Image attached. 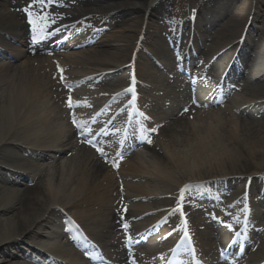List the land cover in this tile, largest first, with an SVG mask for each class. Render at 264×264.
Returning <instances> with one entry per match:
<instances>
[{
  "label": "bare ground",
  "instance_id": "obj_1",
  "mask_svg": "<svg viewBox=\"0 0 264 264\" xmlns=\"http://www.w3.org/2000/svg\"><path fill=\"white\" fill-rule=\"evenodd\" d=\"M214 1L210 0V7H215ZM227 1L218 5L216 10H210L208 19L203 18L199 10L192 12L198 16L194 27L196 28L198 24L197 19L202 27L196 28L197 34L193 37L195 42L193 41L188 48L184 61L189 60L190 64L196 63V66L199 64L201 76L209 70L215 73L218 71L216 73L218 78L222 77L226 67L232 62L231 66H237L241 71L233 79L236 83L232 84L239 92L250 95L252 98L249 99L254 106L248 108L246 103L241 101L234 103L231 98L226 108V111L229 110L228 114L223 113L227 119L216 116V121L212 122L210 116L214 113L211 109L215 104L214 100H204L185 91L182 92L184 100L177 103L175 95L169 100L170 93L160 94L153 105V101H147L149 111L153 115L151 127L156 129L155 135L152 136V144L144 148L145 152L132 154L128 159L121 160L118 146L105 148L99 144L98 149H102L101 152L97 149L86 150L79 144L80 137L86 130L85 127L70 128L67 122L69 112L61 103L65 91L61 89L58 81L63 77V86L67 87V90L75 87L89 90L108 85L107 87H111L104 91L106 90L109 95L117 94L127 86L130 73L138 79L136 81L138 94L146 90L147 86L156 83L159 70L163 71L164 67L158 70L149 65V58L144 50L158 57L165 68L171 61L173 63L171 59L173 57L163 39L155 40L157 35L155 31L150 30L153 25L146 21L161 20L168 16L167 13L171 14L170 9H164L167 3L170 4V0H56L45 9L33 5L31 9L33 12H47L55 23L69 22L64 32L55 30V23H51L48 28L51 35L37 44H32V28L23 11L32 0H0L1 258L10 255L6 248L17 250L19 248L15 255L19 259L32 258L35 261L36 257L42 259H38L41 262L37 261L34 264H91L90 260L81 259L79 237L72 229H69V232L50 229L53 223L51 216H58V213L61 216L71 215V220L80 224L90 238L103 247L106 257L114 264H128L124 260H127V253L124 246L119 244L120 234L116 229L120 228L122 223L132 222L160 206L161 210L171 212L170 218L175 217L177 212L172 210L174 201H182L185 210L190 211L188 214L192 220L194 214L192 210L203 202L205 196L198 193L202 187H194L192 193L196 197L191 201L184 193L190 187L183 189V183L194 180L207 182L209 179L220 178L216 187L228 195L229 190L241 184L243 174L251 171L240 170V165L248 161L254 164L257 170L262 171H260L262 177H251L248 196L250 193L256 196V188L264 191L262 186L264 95L260 94L264 91V67L259 69L262 63H258V60L264 57V44L258 50L251 49L246 40L239 51V56L242 55L245 62L243 69L244 63L241 66L237 62V57H233L236 52V40L242 30L237 36H232L235 25L227 21L234 12L241 13L245 5L243 4L236 12L234 9L230 10L234 0L226 3ZM203 8L204 11L208 10L206 5ZM122 13L129 14V18L115 25L116 18ZM253 16L252 20L256 21L258 17L255 14ZM175 19L183 33L189 26L188 18L179 19L178 13H175ZM224 21L226 24L221 26ZM212 26H220L217 34L220 31L221 35L225 34L229 26L228 38L232 37L219 46L213 45L210 53L205 54L202 53L204 45L198 44L200 43L198 38L202 36L200 34H209ZM82 27L83 30L86 28L85 33L83 30L79 31ZM107 31L110 32L107 40L97 39L100 35L104 36ZM206 36L203 38L206 39ZM215 38L216 36L212 40ZM189 39L191 40V37ZM86 45L90 50L81 51ZM172 47L179 48V45L174 44ZM194 55H201L199 59L205 56L206 63L212 56H215V59L212 66L203 70V64L194 61L192 57ZM246 60L249 66L246 65ZM127 67L129 71H126ZM168 77V83L174 81V77ZM67 79L71 81H65ZM113 83L115 84L112 85ZM156 89L153 88L155 92ZM86 97L91 99L88 94ZM75 107L79 105L76 104ZM236 112L242 117L234 119ZM205 115L211 123L202 118ZM121 116L120 111L115 118ZM191 122H194L193 128L188 126ZM100 124L98 129L102 130L99 135L106 134L112 138L114 133L109 124ZM88 139L97 141L93 133L88 135ZM97 154H103L113 164H117L119 167L117 174L103 164ZM144 161L150 162L154 172L147 171ZM233 166H237L238 169ZM116 175L121 179V183L115 181ZM134 180L142 183H128ZM119 185L127 187V193L121 194L127 203L132 201L139 204L142 200L151 199L160 201V204L155 208L147 206L138 210L129 205L128 212L120 214L122 211L118 210L128 204L122 203L119 199L121 198L117 191ZM245 185L246 182L242 184L241 190L238 187L232 193L236 197L239 193L243 195ZM182 190L183 198L180 192ZM205 193L209 195L211 192ZM213 196L216 197L208 202L212 212L206 216L210 221L214 218L222 220L223 211H218L214 204L218 195ZM252 196H249L248 201L251 207L254 204L250 200ZM241 198L242 201H235L234 206L239 205L243 209L244 196ZM258 203L260 204L259 201ZM181 205L174 206L177 210ZM51 206L53 207L49 210ZM251 209L256 207L253 206ZM255 212L257 213V210ZM165 213L156 218L162 217ZM252 216V213H249L248 219L255 228L253 230L249 228L250 239L247 249L253 247L254 253L247 257L246 262L264 264V212L256 214L258 218L254 219ZM156 218L151 221L154 222ZM222 221L225 225L218 226L215 231L219 245L225 243L227 226L232 223ZM176 224L177 222H173L169 227L174 229L178 226ZM200 224L203 231L198 232L197 236L191 232L197 248L202 240H207L208 231L211 230L206 228L207 225H203L205 223L202 217L197 221V225L201 226ZM236 230L237 228L233 229ZM24 239L30 241V244L25 246L26 250L20 249ZM152 242L153 245L158 244L156 240ZM211 245L208 244V253L214 248ZM152 254L154 253L148 257L153 261L157 257ZM32 255L36 257L33 258ZM7 262L1 260L0 264Z\"/></svg>",
  "mask_w": 264,
  "mask_h": 264
},
{
  "label": "rangeland",
  "instance_id": "obj_2",
  "mask_svg": "<svg viewBox=\"0 0 264 264\" xmlns=\"http://www.w3.org/2000/svg\"><path fill=\"white\" fill-rule=\"evenodd\" d=\"M224 2H225V0H215L214 1V4H213V6H215V7H210V5H209L210 4V0H170V4L167 3L164 6V9L165 8L170 9L171 14L170 13H167L168 16H165L161 20H157V21H153V22L147 20L146 22L153 25V28L150 29V30L152 32L155 31V33L157 35L156 38H155V40H158L159 38L161 39V37L163 36L164 33H166V34L168 33L169 34V33H171L170 32L171 30H174V28L177 29L176 28L177 27L176 24H174L175 13H178V18H180V19H183V18L187 19L190 16V13L193 12V10L195 12H197V10H199V12L202 13V17L205 18V19H208L209 16H210L209 15L210 14V10H216V8L218 7V5L220 6L222 4H225ZM228 2H233V0H231V1L228 0L226 3H228ZM233 3H234V5L232 4V6L230 7V10L234 9L237 12V11H239V8L243 4L245 5V7L241 10V13H239V14H235V12H234V14L231 15L232 18L230 17V20L227 21L228 23H231L232 25H235L234 32H233V35L232 36H234V35L237 36L238 35L237 33L239 31H241V30H247L248 29V38H247V35H246V39L248 40L247 43L250 44V48L251 49L253 48V49L258 50L264 44V0H234ZM205 5H206V8L208 9L207 11H204V8L203 7ZM162 7H163V5H161V8ZM225 9L226 10L228 9V5H227V7ZM254 14H255V16L258 17V19L256 21L255 20H252V18H254V16H253ZM196 17L198 18L197 15H196ZM128 18H129V14L122 13L121 15H119L116 18V22L117 23L115 25H119L120 22H124ZM251 20H252V22H251ZM197 23H198L197 26H196L197 29L199 27H202L201 26V22L199 21V19H197ZM225 24L226 23L224 21L220 25L222 26V25H225ZM219 27L220 26H212L210 28L211 29V32L209 34H206L208 36H206L205 34L204 35L203 34H200V35H202L201 38H200V42H201L200 45L201 46H202V44L204 45L203 46V49H202V53H204V52H205V54L210 53V48L213 45L214 46H216V45L219 46L224 41L230 40V38L232 37L231 36L230 38H228V35H230V28H229V26H228V29L226 30V32H225L224 35H221L220 34V31H219V34H217V31H218ZM187 29L184 31V33H187ZM109 36H110V32L107 31L106 34L104 36H100V38H101V40H107ZM203 36H206L207 38L205 39V38H203ZM214 36H216V38L212 40V38ZM89 48L90 47H88V46H84V48H82V50H87ZM170 53H171V51H170ZM201 55L199 56L200 58H201ZM150 56L155 57V58L158 59V57H156V56H154L152 54ZM202 59L205 61V56ZM202 59H200L201 63L203 61ZM245 59H247V55H246ZM198 60H199V58H198ZM263 60H264V57L261 58L260 60H258L259 61L258 63H260V62L262 63L260 65L259 69H261L262 67H264V61ZM246 62H247V60H246ZM159 65H160V67L164 66V64L162 62H160V61H159ZM168 65H170V63H168ZM246 65L249 66V62H247ZM205 67H207V65H205L204 68ZM196 71H199V70L197 69ZM246 71H249V70H246ZM194 72H195V70H194ZM161 73L162 72H159V74H161ZM159 74H158V80H157V82L156 83H153V85H151V86H147L146 90L142 91L141 96H142V99H144V101L146 100V102H147V100H148V101H153V104L156 103V101L158 100V94L159 93H157V90H156V92L153 90L154 87H156L158 90H160L161 93H168V92L173 93L174 91H176L178 89L177 88V85L174 84V82L167 87V85H166V79L167 78H165V77L162 76L163 73H162V75H159ZM211 75H212V70L208 71V74H207V76L205 78H210ZM183 79H184V77H181L180 75H178V81H177L178 82V86L179 85L180 86H183V82H182V81H184ZM114 84L115 83H113L112 85H114ZM240 84H241V82H240ZM261 93H262V95H264V91L263 92H260V94ZM249 96L250 95H247V93L244 94L242 92H238V91L236 92V91H234V94L232 95L231 98L233 99L234 103H237V102L241 101L242 103L244 102V103L247 104L246 107H248V108L251 107L252 108V106H254V103H252V101H250L249 98H252V97H249ZM231 98L228 99V101L229 100L231 101ZM144 101H142V103ZM228 105L229 104L227 102V103H224L223 105H221L220 107H215L214 106V107L211 108V109L214 110V113L210 116V117H212L211 118L212 119V122H214L216 116H222V119H224V120L227 119V118L224 117L223 113L227 112L225 114H228V111L229 110L226 111V108L228 107ZM262 113L263 112H261V114ZM234 115H235L234 119L236 117H242L237 112ZM202 118H204V119L206 118V122L207 123H211V121L207 120V115H205ZM194 120H195V118H194ZM193 123L194 122L188 123L189 128L192 127V124ZM197 125H199V124H197ZM197 125L195 126V128L197 127ZM159 147L161 148V146H159ZM140 152H145V149H138L137 152H135L134 154L140 153ZM1 159H0V161H2ZM145 161H144V164L147 165L146 166L147 167V171L149 173L154 172V169L150 165V162H152V160H150V162H148L149 164L148 163H145ZM237 166H235V167L233 166V168L238 169ZM240 166H241L240 167L241 168L240 170L243 171V172L244 171H248V170H251V171L248 172V173H246V174H243L242 182H241V184H239L237 186V188L239 187V190L242 189V184L246 180H248L249 177L255 176L254 173H256V175H257L261 171L260 169L257 170L256 169L257 167H255L254 164H251L248 161L243 162ZM124 174H125V172H124ZM238 176H235V178H237ZM114 179H115V181H118L120 183L122 182L121 179H118V176L117 175L114 176ZM128 183L136 184V183H142V182H136L134 180V181H129ZM115 188H116V185H115ZM237 188H235V189H237ZM235 189L233 188L231 190L234 191ZM231 190H230V192H231ZM117 191H118V195L121 197V194L127 193V187H125L124 185L123 186L122 185H119ZM226 197H229L230 198L229 195H227ZM229 198H227V200L231 201ZM119 199H120V201H124V198L123 197H121ZM131 203H132V201H130V202L126 203V204H131ZM225 203L226 202L222 203V206ZM158 204H160V201H158V200L151 201V199H148V200H143L139 204H133L134 205L133 206V209H139L141 207H147V206H150V207L151 206H157ZM52 207L53 206L49 207V210H51ZM149 217L150 216H146V217L142 218V221H145ZM51 218H52V220L54 219V221L56 222V224H58V226H60L59 225L60 224L59 218H56V216L51 217ZM55 222L52 223V225H51L52 227L50 226V229H52V231L55 228H57V227H55ZM28 244H30V241L29 240H26V239L22 240V244H21L22 246L20 245V247H21L20 249L26 250V247L25 246L28 245ZM205 248H206V246H204V249ZM6 249L8 250V252H10V255H6L7 257H3L4 259L1 258L2 257L1 256L0 257V261L1 260L8 261L7 264H13V263L31 264L32 263L31 260H29V259L23 260V259H19V258H17V256H15L16 253L18 252L19 248H18V250H17V248H14V249L13 248H6ZM202 251H203V248H202ZM252 252H253V250H251L249 252V255ZM0 255H2V254H0Z\"/></svg>",
  "mask_w": 264,
  "mask_h": 264
},
{
  "label": "snow or ice",
  "instance_id": "obj_3",
  "mask_svg": "<svg viewBox=\"0 0 264 264\" xmlns=\"http://www.w3.org/2000/svg\"><path fill=\"white\" fill-rule=\"evenodd\" d=\"M56 0H32V3L29 4L26 8L23 9V11L26 13L28 17V24L31 25L33 36H32V44H37L40 41L47 39L51 33L48 32V28L51 26V23H55L54 20H52L51 15L47 12H40L36 13L33 12L32 6L33 5H38L41 9H45L48 7V5L55 3ZM63 79V77H61ZM126 92H133V88H128L125 89ZM119 95V94H117ZM67 106L71 108L73 106V101L71 100V97H69V100L67 101ZM187 111V109H185ZM143 115V113H141ZM75 123V121H74ZM77 127H80L77 125ZM150 131L155 132L156 129L153 128ZM148 143H152L151 138L147 139ZM91 143V142H89ZM97 151H101L102 149H97ZM114 167H117L118 165L114 164ZM181 198H183V190L181 193ZM176 211H181V215H183V212L181 209H177ZM127 227V225H125ZM184 238L187 239L190 243V237L188 232L185 230L184 231Z\"/></svg>",
  "mask_w": 264,
  "mask_h": 264
}]
</instances>
